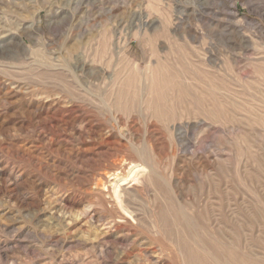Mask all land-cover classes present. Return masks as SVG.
Listing matches in <instances>:
<instances>
[{
  "label": "rangeland",
  "instance_id": "374dc122",
  "mask_svg": "<svg viewBox=\"0 0 264 264\" xmlns=\"http://www.w3.org/2000/svg\"><path fill=\"white\" fill-rule=\"evenodd\" d=\"M158 63L188 101L119 110ZM262 69L264 0H0V264H264Z\"/></svg>",
  "mask_w": 264,
  "mask_h": 264
},
{
  "label": "bare ground",
  "instance_id": "6f19581e",
  "mask_svg": "<svg viewBox=\"0 0 264 264\" xmlns=\"http://www.w3.org/2000/svg\"><path fill=\"white\" fill-rule=\"evenodd\" d=\"M174 46L176 50L182 51L179 45L175 44ZM263 71L264 69H262ZM135 82V76L129 74L113 92V102L119 110H126L131 104L141 102L146 105L150 115L165 119L170 115V110L164 107L166 105L165 97L167 99L172 97L175 100L174 104H179L183 101L187 102L191 95L189 87L179 79L178 74L160 63L154 66L152 79L144 88H137ZM209 97L211 99L210 107L204 108L203 112L212 118L219 117L222 114V110L216 99L215 87L210 88ZM192 98L197 105H205V99H202L201 96H193ZM138 156L140 155L138 154ZM162 213L163 215L160 214L163 221L162 224H164L167 222V216L164 212ZM210 244L212 249L211 259L208 260L204 252L188 247L185 242H180L184 264H263L247 254H242L236 247L228 246L222 251L220 247H216L217 245L214 242H210ZM223 256L227 257L223 258Z\"/></svg>",
  "mask_w": 264,
  "mask_h": 264
}]
</instances>
